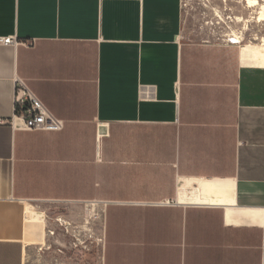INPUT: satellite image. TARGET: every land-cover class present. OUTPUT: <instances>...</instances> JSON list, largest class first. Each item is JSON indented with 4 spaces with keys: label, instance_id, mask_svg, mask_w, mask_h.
<instances>
[{
    "label": "crops",
    "instance_id": "0c3cea01",
    "mask_svg": "<svg viewBox=\"0 0 264 264\" xmlns=\"http://www.w3.org/2000/svg\"><path fill=\"white\" fill-rule=\"evenodd\" d=\"M184 2L0 0V264H68L88 214L102 264H264V44ZM17 78L62 130L24 128Z\"/></svg>",
    "mask_w": 264,
    "mask_h": 264
},
{
    "label": "rangeland",
    "instance_id": "374dc122",
    "mask_svg": "<svg viewBox=\"0 0 264 264\" xmlns=\"http://www.w3.org/2000/svg\"><path fill=\"white\" fill-rule=\"evenodd\" d=\"M184 1L186 24L194 30L197 39L210 42L234 40L264 44V21L258 20L264 0H257L258 4L255 7L249 6L248 0ZM89 215L90 220L96 222L95 229L92 225L86 227V223L90 222ZM103 243L102 217L98 216L94 221L93 214H88L84 218L80 217V245L78 247L63 245L62 254L69 259L68 264H102ZM47 247L48 243L44 241L38 246V253L43 255ZM71 257L73 260H70ZM38 264H45V258L41 256Z\"/></svg>",
    "mask_w": 264,
    "mask_h": 264
},
{
    "label": "built area",
    "instance_id": "2783aa9c",
    "mask_svg": "<svg viewBox=\"0 0 264 264\" xmlns=\"http://www.w3.org/2000/svg\"><path fill=\"white\" fill-rule=\"evenodd\" d=\"M0 42L18 44L19 41L15 37L8 36L0 37ZM16 102L17 113L24 119V128L52 131H59L64 128L65 120L55 116L28 84L20 78H17ZM166 204H171V202Z\"/></svg>",
    "mask_w": 264,
    "mask_h": 264
},
{
    "label": "bare ground",
    "instance_id": "6f19581e",
    "mask_svg": "<svg viewBox=\"0 0 264 264\" xmlns=\"http://www.w3.org/2000/svg\"><path fill=\"white\" fill-rule=\"evenodd\" d=\"M248 3H249V6H251V7H255L258 4L257 0H248ZM258 20L264 21V5L261 7V11H260V15L258 16Z\"/></svg>",
    "mask_w": 264,
    "mask_h": 264
},
{
    "label": "water",
    "instance_id": "95a60500",
    "mask_svg": "<svg viewBox=\"0 0 264 264\" xmlns=\"http://www.w3.org/2000/svg\"><path fill=\"white\" fill-rule=\"evenodd\" d=\"M106 128L105 127H102L101 130L104 131Z\"/></svg>",
    "mask_w": 264,
    "mask_h": 264
}]
</instances>
